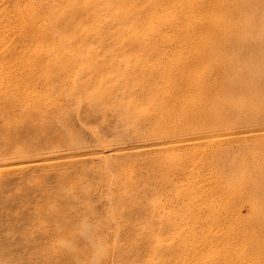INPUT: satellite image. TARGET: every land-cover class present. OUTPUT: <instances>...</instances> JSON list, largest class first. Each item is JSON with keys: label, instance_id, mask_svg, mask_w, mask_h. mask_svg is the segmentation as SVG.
I'll return each mask as SVG.
<instances>
[{"label": "rangeland", "instance_id": "obj_1", "mask_svg": "<svg viewBox=\"0 0 264 264\" xmlns=\"http://www.w3.org/2000/svg\"><path fill=\"white\" fill-rule=\"evenodd\" d=\"M242 1L0 0V264H264L240 235L264 224V0Z\"/></svg>", "mask_w": 264, "mask_h": 264}, {"label": "bare ground", "instance_id": "obj_2", "mask_svg": "<svg viewBox=\"0 0 264 264\" xmlns=\"http://www.w3.org/2000/svg\"><path fill=\"white\" fill-rule=\"evenodd\" d=\"M216 1V4L213 6V7H211V10H213V11H220L221 10V7H220V4H219V2H218V0H215ZM243 2V4H242V10H241V12L242 13H247V11H249L250 9V2H249V0H243L242 1ZM227 6V5H226ZM231 7V6H230ZM240 9L238 8L237 9V11H239ZM232 11H236V7L235 8H233L232 9ZM212 14V13H211ZM232 14V13H231ZM234 14V13H233ZM235 15H237V14H235ZM231 17H232V15H231ZM231 22V20H228L227 21V25L229 24ZM231 25V24H230ZM229 25V26H230ZM232 27V25L230 26V27H228V28H231ZM195 30H199L200 29V31H203L204 33H206V35H209V36H211L213 39L214 38H216V39H218L219 37L218 36H220V34L218 33L219 31L218 30H216L214 27H210V24L209 23H197V24H195ZM219 29V28H218ZM206 31V32H205ZM222 35V34H221ZM224 37H225V34L223 35ZM227 39H228V41L230 42L231 40H232V36L230 35V36H228L227 37ZM212 40V39H211ZM213 41V40H212ZM210 48H203L202 46L200 47V52L203 54V55H211V56H213L212 54H215V51L216 50H214V47L213 46H209ZM211 56H209V57H211ZM199 58H201L202 57V55H199L198 56ZM199 58H196V59H199ZM200 60V59H199ZM208 63V62H207ZM197 65V64H196ZM209 67V66H208ZM221 66H211V68L208 70V72H210L209 74H215L216 76H217V78L218 79H221V77H222V74H221V68H220ZM207 71V70H206ZM249 72H254V70L251 68V69H249L248 70ZM225 76H226V74H225ZM202 83H203V81H202V79L200 80ZM205 82V81H204ZM219 82V81H218ZM229 83V82H228ZM233 83H235V82H233ZM17 84V83H16ZM205 84V83H204ZM225 84V83H224ZM254 84V83H253ZM202 84H200V88L202 89L201 91L202 92H204V89H205V85L204 86H201ZM213 86L215 87L214 88V91H212V93H214L213 94V97L215 98V99H217V95H216V91L217 90H219L220 88H217V86L216 85H214L213 84ZM253 88H254V86H252ZM251 87V88H252ZM210 88V87H209ZM238 88H239V86L238 85H236V83L235 84H230V85H228V86H226L225 87V90L226 91H229V90H238ZM221 89H223V88H221ZM209 90V89H208ZM216 90V91H215ZM245 90H249V88L248 87H245L244 89H243V91H245ZM224 91V90H223ZM194 92V91H193ZM201 92V93H202ZM19 93V92H18ZM200 93V92H199ZM25 94V93H24ZM18 97V96H17ZM257 100H260V98H257ZM187 104V103H186ZM189 105V104H188ZM25 107V106H24ZM23 109V108H22ZM24 110V109H23ZM31 118V117H30ZM220 123H222L221 125H223V124H225V122H216V121H209L208 122V124L211 126V125H214V126H221V125H219ZM209 128V127H208ZM221 128H223V127H221ZM260 158V157H259ZM263 158V157H262ZM262 160H264V159H261V161ZM260 161V160H259ZM263 162H260L259 164H262ZM252 166V165H251ZM257 166H259V168H260V166H263V165H257ZM250 167V166H249ZM262 168H264V167H262ZM260 170V169H259ZM261 170H264V169H261ZM250 172V171H249ZM264 173V172H263ZM186 196H188L187 194H186ZM189 197V196H188ZM231 197H233V196H231ZM238 197V196H237ZM239 198V197H238ZM238 200V199H237ZM248 200V199H247ZM250 204V203H249ZM256 204V203H255ZM255 204L253 203V205H254V208L253 209H255V207L257 206H255ZM258 207H261V206H258ZM256 209H257V207H256ZM255 209V210H256ZM252 210V209H251ZM256 212H257V214H258V210H256ZM254 214V213H253ZM255 215H256V213H255ZM255 215H254V217H255ZM227 215L225 214V215H223V214H216L215 216H213V219H214V221L216 220L218 223H220V220H222L223 222H225V223H232V220H234V219H236L235 218V216H236V214H232L231 215V218H230V220L229 219H227V217H226ZM258 216V215H257ZM252 219H254V218H252ZM255 220V219H254ZM262 220V219H261ZM258 222H259V216H258ZM257 222V219H256V221H253V222H250V223H248L247 222V224H245V225H247V226H245L244 224H241L242 226H244V227H246V229H249V231L247 232V231H242L241 230V237L242 236H246V234L248 235V234H250V233H252L253 235H255V236H258L259 237V234H262L263 233V231H264V224L262 223V224H260L261 222H259L258 223ZM238 223V222H237ZM231 225V224H230ZM240 225V224H239ZM240 225V226H241ZM239 227V226H238ZM243 227V228H244ZM227 234V235H226ZM225 235L227 236V237H225V242H226V238H227V242H230L231 240H233L234 238L232 237V233H231V231L230 232H228V233H225ZM251 235V234H250ZM233 238V239H232ZM237 238V237H236ZM243 238V237H242ZM223 239V238H222ZM239 239H240V237H239ZM181 241V240H180ZM168 242V241H167ZM167 242H165V241H162V240H157L156 242H155V245H154V249L155 250H158V253H159V250H162L163 252H164V250L167 248L166 247V245H167ZM223 242H224V240H223ZM243 242V241H242ZM176 243V242H175ZM177 243H178V240H177ZM181 243V242H180ZM233 243V242H232ZM185 244V243H184ZM224 244H228V243H224ZM229 246V245H228ZM183 247H185V245L183 246V244H177V245H173V247H171V248H169L168 250H167V252H168V254L170 255V256H173V257H175V256H178V257H181V255H183L184 254V250H183ZM204 248V247H203ZM234 248V247H233ZM259 247H257V249H258ZM153 249V250H154ZM226 255V254H225ZM230 255V254H229ZM221 256H223V255H221ZM219 258V257H218ZM222 261H218V263L215 261V263L216 264H232L231 262H229V260H228V258L227 259H224V257H223V259L222 258H220ZM213 262V261H212ZM211 262V263H212ZM199 262H197V264H198ZM196 264V263H195ZM200 264V263H199ZM208 264V263H207ZM239 264V263H238Z\"/></svg>", "mask_w": 264, "mask_h": 264}]
</instances>
